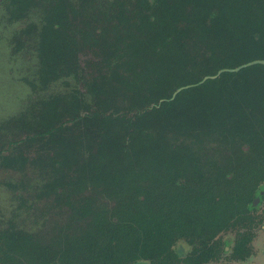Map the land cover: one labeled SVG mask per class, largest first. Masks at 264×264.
I'll use <instances>...</instances> for the list:
<instances>
[{"label":"trees","instance_id":"1","mask_svg":"<svg viewBox=\"0 0 264 264\" xmlns=\"http://www.w3.org/2000/svg\"><path fill=\"white\" fill-rule=\"evenodd\" d=\"M0 23L32 62L0 171L17 200L49 202L0 228V264L252 255L264 64L226 69L264 60V0H0ZM46 215L61 223L34 228Z\"/></svg>","mask_w":264,"mask_h":264},{"label":"rangeland","instance_id":"2","mask_svg":"<svg viewBox=\"0 0 264 264\" xmlns=\"http://www.w3.org/2000/svg\"><path fill=\"white\" fill-rule=\"evenodd\" d=\"M9 33V29L0 23V120L17 113L29 95V89L23 82V78L28 74V69L32 62L28 59L11 55L7 45ZM1 137H3L2 139L12 138L6 132H3ZM5 182V173L0 171V228L7 226L8 220L13 218L16 212L25 220L31 221L49 203L33 186L27 187L21 193L24 198V201L21 202L12 196ZM263 210L264 202H261L257 211V224L253 231L252 255L248 259L230 262L226 260V257H222L218 261L207 264H264ZM56 222L61 223V220L46 215L45 218L38 220L34 228L44 227L47 224L49 225L48 228H51L53 224H57ZM74 225L78 230L79 223L74 222ZM234 237L235 233L233 232L221 236L225 241H231ZM184 248L187 250L185 246ZM228 254L229 251L227 250L225 256Z\"/></svg>","mask_w":264,"mask_h":264},{"label":"water","instance_id":"3","mask_svg":"<svg viewBox=\"0 0 264 264\" xmlns=\"http://www.w3.org/2000/svg\"><path fill=\"white\" fill-rule=\"evenodd\" d=\"M254 64H264V60H253V61H251V62H248V63H245V64H242V65H240V66H238V67H236V68H233V69H226V71H232V72H234V71H238V70H240V69H242V68H244V67H247V66H250V65H254ZM218 73H220V72H218ZM211 78H214L215 76H210ZM208 77H205V78H203V80L201 81V82H203L205 79H207ZM186 87H188V86H185V87H181V88H179V89H177L175 92H174V95L177 93V92H179L180 90H182L183 88H186Z\"/></svg>","mask_w":264,"mask_h":264}]
</instances>
